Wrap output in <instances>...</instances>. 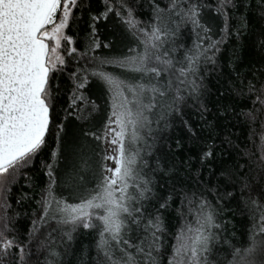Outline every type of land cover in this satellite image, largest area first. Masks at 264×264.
I'll use <instances>...</instances> for the list:
<instances>
[{
  "label": "snow or ice",
  "instance_id": "snow-or-ice-1",
  "mask_svg": "<svg viewBox=\"0 0 264 264\" xmlns=\"http://www.w3.org/2000/svg\"><path fill=\"white\" fill-rule=\"evenodd\" d=\"M0 264H264V0H0Z\"/></svg>",
  "mask_w": 264,
  "mask_h": 264
},
{
  "label": "trees",
  "instance_id": "trees-1",
  "mask_svg": "<svg viewBox=\"0 0 264 264\" xmlns=\"http://www.w3.org/2000/svg\"><path fill=\"white\" fill-rule=\"evenodd\" d=\"M81 27H83V25H81ZM115 29V25L112 21H106V22H102L101 23V27H100V38L102 40H107V39H110L112 38L111 37V34L113 33ZM71 35H75L76 32H75V27H73V29L70 30V33ZM115 50L116 51H113V50H110V49H100V50H97L96 52V55H109V54H117V52L119 50H121V43L119 42V40H117L116 44H115ZM245 57L248 56V50L245 49L242 53ZM107 70L111 71L112 69L109 67ZM194 120H199V117L198 116H193L192 117ZM233 133H234V139L236 136H240V133H241V129L240 127L238 126L237 128L235 129H232ZM179 131L177 130L176 132L172 133V135L174 137H178L179 136ZM241 140H243V136H240ZM239 142V141H238ZM257 143L259 142L258 139L256 141ZM174 143V142H173ZM220 149L217 148V152H219ZM204 178L207 179L208 178V173L207 171H205L204 173ZM229 219H231V217H229ZM235 223V226H236V231H237V236L240 235V231L242 230V228H246L248 227V225L246 224H243V222L241 221V219L239 217H237V220L234 221ZM85 243H87V238L85 239Z\"/></svg>",
  "mask_w": 264,
  "mask_h": 264
},
{
  "label": "rangeland",
  "instance_id": "rangeland-1",
  "mask_svg": "<svg viewBox=\"0 0 264 264\" xmlns=\"http://www.w3.org/2000/svg\"><path fill=\"white\" fill-rule=\"evenodd\" d=\"M109 163H111V162H109Z\"/></svg>",
  "mask_w": 264,
  "mask_h": 264
}]
</instances>
